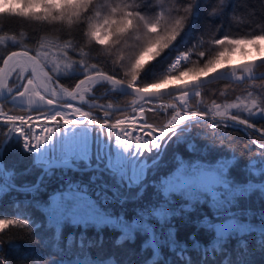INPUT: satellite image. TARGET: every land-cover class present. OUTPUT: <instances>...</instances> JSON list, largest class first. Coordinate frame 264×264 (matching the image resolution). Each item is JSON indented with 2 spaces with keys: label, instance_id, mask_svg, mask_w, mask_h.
Instances as JSON below:
<instances>
[{
  "label": "trees",
  "instance_id": "obj_1",
  "mask_svg": "<svg viewBox=\"0 0 264 264\" xmlns=\"http://www.w3.org/2000/svg\"><path fill=\"white\" fill-rule=\"evenodd\" d=\"M101 1L62 2L59 9L52 4L51 15H41L42 10L36 11V16L23 9L0 11V68L4 59L16 50L31 53L41 63L42 52H56L72 69L54 77L65 89L72 90L79 80L96 73L131 84L136 77L125 76L118 66L125 55L123 49L105 52L86 43L91 14L101 9L98 4ZM104 2L100 16L110 30L115 27L117 34L127 35L133 28L134 17H139L149 31L162 25L169 31H180L175 43L139 74L135 86L140 89H147L146 84L182 80L189 67H202L208 62L222 38L239 42L264 36V0ZM138 39L139 32L128 44ZM181 55L187 56V62L177 71L169 72L173 61ZM49 70L54 75L55 71ZM255 74L263 76L240 85L216 82L200 90L202 110L206 113L212 110H207L209 105L217 106L216 110L239 106L242 111L229 115L231 125L208 119L187 123L185 128L189 130H182L168 140L160 159L149 168L142 184L132 190L124 206L105 205L79 191L57 194H85L107 215L119 218L124 214L131 222L143 221V228L124 231L114 225L83 227L68 221L54 223L40 207L52 197L41 195L31 202L23 200L29 196L21 190L34 186L43 169L35 163L34 155L25 151L22 140L12 138L4 149L2 162L6 181L12 188L10 194L21 199L13 196L0 204V264H264V150L256 144V141L264 144V66ZM109 89L108 84H99L94 93L104 94ZM196 96L190 100V110H201ZM172 99L178 103L171 97L162 100ZM134 100L115 92L101 102L126 107ZM4 109L13 115L27 114L9 103H4ZM91 113L101 119L108 116L109 124L129 115L128 111L99 109ZM171 115L172 112L168 115L148 112L147 122L160 127ZM234 121L249 122L254 130L245 134L235 127ZM156 157L158 154L150 155ZM195 165L223 174L228 187L221 188L216 198L183 192L177 193L178 197H169L157 192L162 179L170 177L178 167ZM142 189V196H138ZM138 209L145 211L144 217H139ZM226 223L235 227L218 237L217 229Z\"/></svg>",
  "mask_w": 264,
  "mask_h": 264
},
{
  "label": "rangeland",
  "instance_id": "obj_2",
  "mask_svg": "<svg viewBox=\"0 0 264 264\" xmlns=\"http://www.w3.org/2000/svg\"><path fill=\"white\" fill-rule=\"evenodd\" d=\"M76 0H0V11H13V12H20L21 9L27 10L32 15L36 16L37 13L34 9L35 4H40L43 6L41 15L47 14L48 12L43 11L45 7L50 8V5L55 4L57 2L62 3H72ZM99 1V0H98ZM106 0H102L98 3L101 7L100 10L92 12V22L90 27L95 26L97 29H101L103 31H110L108 26H105L102 17L100 16L101 13L104 11L105 2ZM114 3V2H113ZM96 4V5H98ZM7 5V7H5ZM115 5V4H114ZM26 6V7H25ZM118 6V4H117ZM113 12V9H112ZM129 16V15H128ZM114 52L113 50H111ZM40 57L42 58L43 68L48 73L55 77V75H59L61 72H70L72 69L70 65L67 63L64 57L56 52H48V53H41ZM185 56H178L172 63L171 67L169 68V72L177 71L187 59H184ZM261 58L258 55H254L246 60L240 59L239 57L235 58L232 64L240 62V61H247L251 59H258ZM22 60V59H20ZM17 60V61H20ZM179 61V66L173 69V65ZM16 61L14 62L11 73L9 76V81L17 82L18 89L23 87L26 80L29 78V70L24 73L22 69L16 68L15 65ZM49 69H52L54 75L51 73ZM92 75V74H91ZM89 76V75H88ZM261 77L263 75H260ZM201 78V77H198ZM191 80V74L184 77L182 80H174L168 81L165 83V87H170L177 85L179 83ZM48 86L53 89H57V86L51 81L49 78L46 79ZM137 84V78L133 80V82L129 85L135 86ZM137 87V86H135ZM138 88V87H137ZM140 89V88H139ZM159 89V87L155 88ZM144 90H153V89H144ZM197 95V96H196ZM197 99L198 107L202 110L204 106V101L201 99L200 90H194L189 93L188 101L183 106L180 105V101L182 100V95H176L171 98L175 100H161L163 103L167 104L166 109H168L167 113L172 112L173 114L177 111L181 112L183 115H186L184 123L180 125L178 128L170 131L165 135L163 138L159 150L152 148V141H153V134L157 135L156 132H163L165 131V126L157 127L152 124H148L143 119V114L141 118L143 120H139L140 116L138 115L137 110L130 111L129 115L117 120L114 124L108 123V116H104L102 119L98 116L92 114L88 109L78 105H66L63 108L69 111L71 108L79 107L83 109L88 116L86 121H82L79 117L74 119L73 121L69 122V124L65 123V120L61 117L55 118V125L52 126V129H43L42 126H45L46 121L48 118H45L44 121L41 120V116L39 117H32V115L27 114L24 116L13 115L9 111L4 109V105L0 104V123L4 122L8 126H13L10 123V119L12 120H21L23 122V128L26 127V123H33L32 130L27 131L24 128V139H23V146L25 151H34L35 161L38 163H42L45 160L58 158L62 153L66 155L65 159L73 158L76 156H80L83 159L85 164L87 163H99L102 161L103 164L112 165L111 163L115 162L118 165H122L124 167H130L129 170H132L134 173L136 172H143L145 175L144 180L147 177V173L150 167L154 166L157 161L159 160V156H161L163 152V146L167 144L168 140L172 137L175 132L178 131H188L189 128H185L187 123L192 121H196L198 119L202 120H212V121H224L226 125H231V118L229 115L235 112H241L238 107L229 106L228 109L224 110H216L217 106L212 108L211 105L207 109L209 110L208 113L201 110H190L192 106L190 104L191 98ZM253 97V95L251 96ZM170 98V97H168ZM189 102V103H188ZM3 109V112H1ZM71 112V111H69ZM150 111H144V115L146 116L147 113ZM5 114L8 117H11L10 121L7 118H2L1 114ZM141 114V113H140ZM48 115V114H47ZM168 115V114H167ZM250 115V114H249ZM172 116V115H171ZM251 116V115H250ZM138 117V118H137ZM191 117V118H190ZM253 117V116H252ZM170 117H168L169 119ZM194 118L193 120H190ZM132 119V120H131ZM134 119V120H133ZM37 120H41L37 123ZM93 123V129L90 133L87 129L89 126L90 121ZM190 120V121H188ZM235 120V119H232ZM188 121V122H187ZM230 121V122H229ZM166 123V122H165ZM233 123V122H232ZM133 124V125H130ZM186 124V125H185ZM236 128L241 129L245 134H248L249 130H254V127L249 122H239L234 121ZM185 125V126H184ZM213 127L216 126L214 123ZM35 127L39 128V131H35ZM122 127H126L127 133V143L125 144V150L122 149L123 145L122 142H125L124 139L121 137V129ZM129 127L134 128V133L130 132ZM140 127H143L144 130L137 131ZM1 129V126H0ZM19 132V131H18ZM147 139L150 143V147L144 148L141 151L139 148L135 151L136 142L138 139ZM256 144L264 150V144H261L259 141H256ZM1 148V145H0ZM165 148V147H164ZM151 154H158L156 158H150ZM44 160H41V159ZM1 171H0V178H1ZM228 187V181L224 177L223 174L219 173L216 170L206 169L202 166H191L189 168L185 167H178L174 173L168 177L167 179H162L161 183L159 184L157 192H163L166 196L175 197L179 196L177 193H197V194H204L210 197L216 198L221 193V188L225 189ZM185 191V192H184ZM91 202V203H90ZM40 207L47 213L48 217L54 223H61L64 221H68L70 223L76 225H82L83 227L88 226H104V225H114L118 226V228H122L124 231H130L132 228H143L144 222L136 223L131 222L127 218L124 217L122 214L121 217L115 218L107 215L98 204H93L92 200L85 194H79L75 192H65L61 195L53 196L49 203L47 204H40ZM152 209V208H150ZM144 211V210H143ZM142 209L137 210V214L139 217H144L145 213H143ZM145 212V211H144ZM235 225L233 223H226L217 229L218 237L225 236ZM1 228V223H0ZM241 231H245L246 228L238 227Z\"/></svg>",
  "mask_w": 264,
  "mask_h": 264
},
{
  "label": "water",
  "instance_id": "obj_3",
  "mask_svg": "<svg viewBox=\"0 0 264 264\" xmlns=\"http://www.w3.org/2000/svg\"><path fill=\"white\" fill-rule=\"evenodd\" d=\"M20 59L27 61L30 76L26 80L24 87L18 93H9V76L11 69L14 62ZM263 66L264 58L240 61L232 64L231 66H224L221 71L212 76L198 78L195 82L188 80L174 86L165 87V89L159 88L154 90L139 89L103 73L89 75L82 79L73 90H64L61 84L53 76L48 75V78L57 86V89L55 90L43 83L41 79V72L44 68L39 59L27 51L16 50L11 52L4 59L0 68V104L7 101L18 109L25 110L30 113H37L36 115H32V117H39L49 114L56 107L77 104L78 98H80L79 100H85L86 98L83 93L91 94L90 89L86 87L87 85L106 83L111 86V90L108 93L117 92L134 98L135 102L126 107H115L101 103H92L89 107H87L89 111L94 109H100L103 112L115 113L134 111L144 102L156 101L176 95H182L180 105L183 106L187 103L190 92L194 90H201L213 83L226 82L240 85L245 82L261 78L260 75L255 74V71ZM32 126L33 123H28L26 125V130L31 131ZM35 131H39V128L35 127ZM21 137L22 134L20 132L15 133L13 136L15 140H20ZM65 157L66 155L62 153L57 159H52L50 164L42 166L44 172L42 173L38 183L32 188L38 187L44 174L53 168L66 167L81 173L97 169V167L80 169L75 165V163H79L82 160L79 156H76L71 161H64ZM116 168L118 167L116 166ZM3 170L4 164L0 162V171L3 172ZM122 174L123 171L120 172V175Z\"/></svg>",
  "mask_w": 264,
  "mask_h": 264
},
{
  "label": "clouds",
  "instance_id": "obj_4",
  "mask_svg": "<svg viewBox=\"0 0 264 264\" xmlns=\"http://www.w3.org/2000/svg\"><path fill=\"white\" fill-rule=\"evenodd\" d=\"M60 3H55L52 7L59 9ZM7 7V5H5ZM34 9L39 12L42 10L40 4H35ZM43 11L51 15L50 8L45 7ZM88 9H85V13ZM149 23H152L150 20ZM182 28V24H181ZM137 32L140 33V39L136 40L134 44L129 45L128 40ZM180 31H169L166 25H162L154 30H146L143 26V21L139 17L133 18V28L127 35L121 33L117 34L115 27L110 31H103L92 26L86 32V43L88 46H99L105 52L109 50L119 51L124 50L125 55L122 61L119 62L122 72L125 76H135L139 78V74L157 60L168 48L175 43L179 37ZM203 55V54H201ZM254 55L264 58V36L253 37L251 40H240L239 42H230L222 38L215 51L211 54L210 59L206 64L201 66H191L185 72V77L191 73V80L195 82L198 77H208L221 71L224 66H231L235 58L248 59ZM187 59V56L184 57ZM119 60V57H117ZM117 61H114L116 63ZM139 62V65L137 64ZM179 66V61L173 65V69ZM169 79L168 77L164 78ZM149 89L157 87L165 89L163 82L153 85H144ZM47 90V89H45Z\"/></svg>",
  "mask_w": 264,
  "mask_h": 264
},
{
  "label": "built area",
  "instance_id": "obj_5",
  "mask_svg": "<svg viewBox=\"0 0 264 264\" xmlns=\"http://www.w3.org/2000/svg\"><path fill=\"white\" fill-rule=\"evenodd\" d=\"M167 104L163 102H148L142 104L138 109V115L140 112L144 114V111L150 112H158L161 114L167 115L168 109H166ZM3 112V109H1ZM2 118H7V120L11 117H8L5 114H1ZM138 118V117H137ZM139 120H143L141 117ZM10 121V120H8ZM13 126H8L6 123L1 122L0 126V157L2 158L4 149L8 142L11 140L13 135L18 131L22 133V139H24V128L23 122L20 124V128H16V126L10 121ZM34 152V151H29ZM88 165V164H87ZM119 169L124 171L123 176H119V170L114 169L112 166L105 168V171H100L95 173L92 176H84L82 174L75 175L70 172L69 169H57L52 172L50 177L46 180L45 184L40 186V192L46 191L48 188V184L51 185H68L73 188L82 189L84 191L91 192L95 198L104 204L112 205V204H122L126 200V195L129 193L131 189H134L141 185L144 181L145 175L143 172L134 173L132 170H129L128 167H124L119 165ZM9 188L8 183L5 178H0V199L7 193ZM35 191H31L34 193Z\"/></svg>",
  "mask_w": 264,
  "mask_h": 264
},
{
  "label": "bare ground",
  "instance_id": "obj_6",
  "mask_svg": "<svg viewBox=\"0 0 264 264\" xmlns=\"http://www.w3.org/2000/svg\"><path fill=\"white\" fill-rule=\"evenodd\" d=\"M16 68L18 69H22L24 71V73L26 74V72L28 71V63L26 60L22 59L20 61H16L15 65H14ZM48 78V73L43 69L42 72H41V79L43 81V83L45 85H48L47 84V81L46 79ZM145 103V102H144ZM142 103V104H144ZM140 104V105H142ZM64 107V106H63ZM63 107H56L55 109H53L48 115H44V116H41V120L44 121L45 118H48V120L46 121V124L45 126H42L43 129H52V126L55 125V118L56 117H61L65 120V123L66 124H69V122L73 121L74 119H76L77 117H79L83 122L86 121L88 119V116H87V113L79 108V107H74V108H71L69 111L65 110V109H68V108H63ZM173 112V111H172ZM141 113V112H140ZM140 117L142 116V113L139 115ZM185 118H186V115H183L181 112L177 111L176 113L172 114V117L171 119L166 122L163 126H165V131L163 132H156L157 135L153 134V141H152V148L156 149V150H159V147L161 145V142L163 140V138L165 137V135L167 133H169L170 131L178 128L180 125H182V123H184L185 121ZM10 119V118H9ZM44 119V120H43ZM143 119L145 120L146 123L147 122V115L145 116L143 114ZM11 122L16 126V128H20V124L22 123L21 120H12L10 119ZM41 120H37V123ZM132 120V119H131ZM134 120V119H133ZM90 121V120H89ZM189 121V120H188ZM187 121V122H188ZM150 124V123H148ZM130 125H133V124H130ZM186 125V124H185ZM184 125V126H185ZM162 127V126H160ZM87 129L89 130V132L91 133L92 132V129H93V123L90 121L89 123V126H87ZM129 130L130 131H133L132 134L134 133V128H131L129 127ZM144 130L143 127H140L139 129H137V131H141ZM121 131V137L125 140H127V133L128 131L126 130V127H122V129L120 130ZM181 131V130H180ZM178 131V132H180ZM178 132H175L178 133ZM127 143V141L125 142H122V145H123V148L125 150L126 146L125 144ZM135 147V151L138 150V148L143 151L144 148H147V147H150V143L148 142L147 139H138L137 142H136V146ZM164 147L165 145L163 146V150H164ZM151 148V147H150ZM139 151V150H138ZM33 154V152H32ZM34 155V154H33ZM0 160H1V157H0ZM41 160H44L43 158ZM66 159H64L65 161ZM51 159H48V160H45L43 161L42 163H38L35 161L36 164H38L40 167L42 166H45V165H48L51 163ZM115 162L111 163L112 165H114ZM88 166L86 169L88 168H93V167H97V169H94L93 171H90V172H83V173H77L69 168H66V167H57V168H53L51 170H49L48 172H46L43 176V178L41 179L40 181V184L38 187H28V188H24L23 190H21L23 193H27V195L29 196V198H25L23 199L24 201H28V202H31V201H34L38 196H48V197H53V196H56L58 193H60L61 191H67V190H72V191H79V192H82V193H85V194H90L92 196H94L91 192H88V191H84L82 189H77V188H73V187H70L68 185H63V186H60V185H49L48 184V188L46 189V191H38L40 186L44 185L46 180L48 179V177H50L51 173L56 171L57 169H69L71 173L75 174V175H84V176H92L94 175L95 173H98L102 170H104L105 168L109 167V166H112V165H105L102 163V161H99V163H87ZM43 169V167H42ZM44 172V170H43ZM2 174H5V172H1ZM38 183V182H37ZM36 183V184H37ZM35 184V185H36ZM34 185V186H35ZM11 190L12 188L10 187L9 185V188H8V191L7 193L2 197V199H0V204L4 201V200H7L9 197H13L14 196V199H21V198H18V196H16V194L14 195H11ZM132 190L131 189L129 191V193L126 195V200L122 203V204H112L111 206H117V207H121V206H124L131 198V195H132ZM31 191H35L34 193H31ZM143 194V189L139 191L138 193V196H142ZM0 248H1V245H0Z\"/></svg>",
  "mask_w": 264,
  "mask_h": 264
},
{
  "label": "flooded vegetation",
  "instance_id": "obj_7",
  "mask_svg": "<svg viewBox=\"0 0 264 264\" xmlns=\"http://www.w3.org/2000/svg\"><path fill=\"white\" fill-rule=\"evenodd\" d=\"M85 78V77H84ZM83 78V79H84ZM82 80V79H81ZM81 80H79L78 82H77V84L81 81ZM13 82L12 81H9V90H8V92L9 93H13V92H16V91H18L19 89H18V84H17V82H15L14 84H12ZM76 84V85H77ZM101 84H103V83H101ZM106 84V83H105ZM75 85V86H76ZM97 85H99V84H89V85H87L86 87L88 88V89H90V91H91V94H89V93H83V95L85 96V100H79L80 98H78V105H80V106H82V107H84V108H87V107H89V105H91L92 103H101V104H103L101 101H103L107 96H110L111 94H113V93H115V92H113V93H108L111 89H109L106 93H104V94H96V93H94V90H95V88H96V86ZM110 86V85H109ZM75 88V87H74ZM73 88V89H74ZM110 88H111V86H110ZM72 89V90H73ZM5 103H8V102H5ZM104 105H108V104H104ZM113 106V105H112ZM95 110V109H94ZM52 159H54V158H52ZM51 159V160H52Z\"/></svg>",
  "mask_w": 264,
  "mask_h": 264
}]
</instances>
